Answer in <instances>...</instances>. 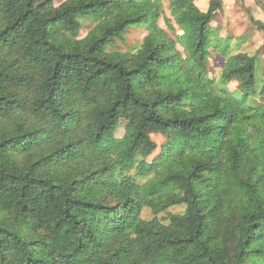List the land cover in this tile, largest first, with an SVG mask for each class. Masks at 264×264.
Masks as SVG:
<instances>
[{"label": "trees", "instance_id": "16d2710c", "mask_svg": "<svg viewBox=\"0 0 264 264\" xmlns=\"http://www.w3.org/2000/svg\"><path fill=\"white\" fill-rule=\"evenodd\" d=\"M55 1L0 0V264H264V61L222 0H168L179 36L157 0Z\"/></svg>", "mask_w": 264, "mask_h": 264}, {"label": "rangeland", "instance_id": "374dc122", "mask_svg": "<svg viewBox=\"0 0 264 264\" xmlns=\"http://www.w3.org/2000/svg\"><path fill=\"white\" fill-rule=\"evenodd\" d=\"M64 0H56L55 4L58 5ZM163 10V14L168 17L175 27L176 35H180V30L178 26L174 23V19L169 14V4L168 0H157ZM258 0H222V8L216 12L213 26H217L222 36H230L232 38L238 37L244 32H248L249 36L247 41H244L238 47V50L253 54L258 52L264 61V31H257L250 25L248 21L249 12L252 10H257V18L264 20V13L258 7ZM264 3V0H260ZM80 26L75 32L66 33L67 37L70 39H81L86 34L92 30L96 21L89 17L79 18ZM159 25L164 27L162 17L159 19ZM249 28V31H248ZM146 28L143 26L135 25L129 27L125 34L123 40H117L116 44L111 47L113 50H118L120 52L135 51L139 48L143 37L146 35ZM212 66L210 67L209 75L212 79L216 80L219 77L220 70L223 65V58L218 56L216 53L213 54L211 58ZM261 65V64H260ZM263 66V63L262 65ZM260 66V68H261ZM256 82L260 86L262 82V75L260 71L256 73ZM228 87L231 91L236 90V83L230 82ZM260 101L264 103V96L260 98ZM126 121L121 120L118 128L115 132L116 138H121L126 130ZM151 138L159 145L163 141V137L158 134H152ZM158 154V149H156L147 160L150 161L154 156ZM184 208L183 206L171 207L167 212H180ZM142 216L144 218L150 219L155 216L149 208H144L142 211ZM160 217H165L166 213L161 212L158 214Z\"/></svg>", "mask_w": 264, "mask_h": 264}, {"label": "crops", "instance_id": "0c3cea01", "mask_svg": "<svg viewBox=\"0 0 264 264\" xmlns=\"http://www.w3.org/2000/svg\"><path fill=\"white\" fill-rule=\"evenodd\" d=\"M259 2H261L260 0H258ZM208 2H209V0H195V3H196V5L201 9V10H206L207 9V6H208ZM263 5H264V3L263 2H261ZM258 7L261 9V11L263 12V9L261 8V6L258 4ZM219 11V10H218ZM218 11H216V12H218ZM257 10H252L251 11V13L254 15V17H255V19H258L257 18V15H258V13L256 12ZM264 13V12H263ZM216 14V13H215ZM260 20V19H259ZM213 21H214V19H213ZM213 21H212V25H213ZM261 21H264V20H261ZM217 27V26H216ZM254 28V27H253ZM254 30H257L256 28H254ZM248 31H249V28H248ZM257 31H259V30H257ZM220 32V31H219ZM245 33H248V32H244L243 34H245ZM243 34H241V35H243ZM249 34V33H248ZM220 35H221V33H220ZM240 35V36H241ZM222 36V35H221ZM226 36V35H225ZM225 36H223V37H225Z\"/></svg>", "mask_w": 264, "mask_h": 264}]
</instances>
